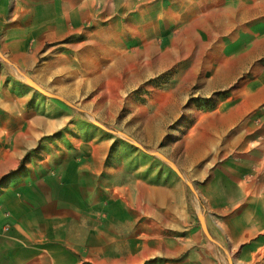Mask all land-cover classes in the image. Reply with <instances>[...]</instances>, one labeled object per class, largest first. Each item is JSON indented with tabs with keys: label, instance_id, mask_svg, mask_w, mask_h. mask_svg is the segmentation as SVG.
Segmentation results:
<instances>
[{
	"label": "rangeland",
	"instance_id": "1",
	"mask_svg": "<svg viewBox=\"0 0 264 264\" xmlns=\"http://www.w3.org/2000/svg\"><path fill=\"white\" fill-rule=\"evenodd\" d=\"M148 1L141 26L41 42L27 29L23 65L0 49V230L11 217L5 182L26 162L82 167L91 194L130 202L149 240L168 248L146 261L264 264L258 42L243 46L236 26H194L192 13L179 16L183 0Z\"/></svg>",
	"mask_w": 264,
	"mask_h": 264
},
{
	"label": "crops",
	"instance_id": "2",
	"mask_svg": "<svg viewBox=\"0 0 264 264\" xmlns=\"http://www.w3.org/2000/svg\"><path fill=\"white\" fill-rule=\"evenodd\" d=\"M154 9L148 0H0V49L23 65L29 61L22 40L27 29L41 42L48 33L59 39L83 31L82 26H141L143 16L151 18ZM182 13H192L193 25L210 31L240 28L245 31L241 44L257 40V56H264V0H183ZM74 42L72 47L80 51ZM249 53L243 47L242 57ZM257 98L264 99V92ZM27 146L15 154L17 163ZM8 169L1 165V172ZM51 170L26 162L5 182L3 200L11 217L3 222L8 232L0 230V264H167L146 261L155 250L157 258L168 256L169 250L149 240L130 202L112 199L106 204L99 192L91 194L89 168Z\"/></svg>",
	"mask_w": 264,
	"mask_h": 264
},
{
	"label": "built area",
	"instance_id": "3",
	"mask_svg": "<svg viewBox=\"0 0 264 264\" xmlns=\"http://www.w3.org/2000/svg\"><path fill=\"white\" fill-rule=\"evenodd\" d=\"M2 213H3V214H6V213H4L3 211H2ZM3 228H4V229H7V225H5Z\"/></svg>",
	"mask_w": 264,
	"mask_h": 264
},
{
	"label": "water",
	"instance_id": "4",
	"mask_svg": "<svg viewBox=\"0 0 264 264\" xmlns=\"http://www.w3.org/2000/svg\"><path fill=\"white\" fill-rule=\"evenodd\" d=\"M202 230H203V232L205 233V229L203 228V226H202Z\"/></svg>",
	"mask_w": 264,
	"mask_h": 264
},
{
	"label": "bare ground",
	"instance_id": "5",
	"mask_svg": "<svg viewBox=\"0 0 264 264\" xmlns=\"http://www.w3.org/2000/svg\"><path fill=\"white\" fill-rule=\"evenodd\" d=\"M160 155V154H159ZM161 158H163V157H161ZM168 162V161H167ZM170 163V162H169ZM201 222V221H200ZM202 226V225H201Z\"/></svg>",
	"mask_w": 264,
	"mask_h": 264
}]
</instances>
